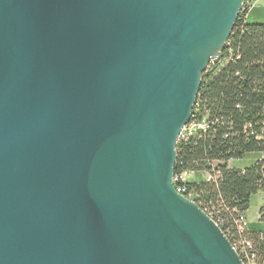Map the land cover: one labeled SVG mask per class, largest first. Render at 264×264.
I'll use <instances>...</instances> for the list:
<instances>
[{"label": "water", "instance_id": "1", "mask_svg": "<svg viewBox=\"0 0 264 264\" xmlns=\"http://www.w3.org/2000/svg\"><path fill=\"white\" fill-rule=\"evenodd\" d=\"M242 2L0 0V264H244L174 182Z\"/></svg>", "mask_w": 264, "mask_h": 264}, {"label": "trees", "instance_id": "2", "mask_svg": "<svg viewBox=\"0 0 264 264\" xmlns=\"http://www.w3.org/2000/svg\"><path fill=\"white\" fill-rule=\"evenodd\" d=\"M248 14H239L220 58L202 73L191 118L176 144L174 167L175 175H196L176 180L175 187L183 186L185 196L191 194L231 243L238 213L247 211L251 195L264 191V23H248ZM200 122L204 130L189 129ZM252 153L258 159L249 166L227 164ZM214 170L219 171L215 180L202 177ZM259 220L264 222V204ZM243 236L263 264L264 230L248 228Z\"/></svg>", "mask_w": 264, "mask_h": 264}, {"label": "built area", "instance_id": "3", "mask_svg": "<svg viewBox=\"0 0 264 264\" xmlns=\"http://www.w3.org/2000/svg\"><path fill=\"white\" fill-rule=\"evenodd\" d=\"M251 7H252V0H243L240 13L245 12L246 14H248L251 10ZM196 125H205L206 126L205 122H200V123L191 124L190 127L196 126ZM185 129H186V127L184 128V130ZM181 137H183V133H182ZM257 159H258V154H257V157L254 159V161H256ZM189 174H190V172H182L179 175H175L174 176V182L176 180L177 181L180 180V181L184 182L186 180V178L189 176ZM218 174H219L218 170H214L213 172H211V175L214 176V180L216 179ZM175 188L179 193L184 194L185 189L183 186H179V187H175ZM186 197L192 199L191 194L189 196H186ZM234 222H235V226H236L237 236L236 237L232 236L233 247L238 252L240 257H241V254H248V261H243L244 264H258L257 259H256V255L252 251L251 241L248 240L245 236H243L245 231L248 230L246 214L245 213H238L237 218L235 219Z\"/></svg>", "mask_w": 264, "mask_h": 264}, {"label": "rangeland", "instance_id": "4", "mask_svg": "<svg viewBox=\"0 0 264 264\" xmlns=\"http://www.w3.org/2000/svg\"><path fill=\"white\" fill-rule=\"evenodd\" d=\"M248 23H264V0H252V7L247 18ZM253 161V156L247 154L240 159H233L231 163L234 167H243ZM211 174L204 173L202 177L210 179ZM193 175H190L186 180H191ZM264 204V191H258L251 195L249 200V208L247 209V220L252 228H260L264 230V222L259 220V208Z\"/></svg>", "mask_w": 264, "mask_h": 264}, {"label": "crops", "instance_id": "5", "mask_svg": "<svg viewBox=\"0 0 264 264\" xmlns=\"http://www.w3.org/2000/svg\"><path fill=\"white\" fill-rule=\"evenodd\" d=\"M250 155L253 156V161H254V159L257 157V154H254V153H252V154H250ZM253 161L250 162V164L244 165L243 167H237V168H244V167H246V166H249V165H251V164L253 163ZM227 164H228L229 167H234V166L232 165V163H231V160H228ZM190 175H193L192 179L197 178L196 175H195L194 173H190L189 176H190ZM205 178H206V177H205ZM245 214H246V218H247V211L245 212ZM247 225H248V228H249L250 230H261L260 228H257V229H256V228H252V227L250 226V223L248 222V220H247ZM263 264H264V262H263Z\"/></svg>", "mask_w": 264, "mask_h": 264}, {"label": "bare ground", "instance_id": "6", "mask_svg": "<svg viewBox=\"0 0 264 264\" xmlns=\"http://www.w3.org/2000/svg\"><path fill=\"white\" fill-rule=\"evenodd\" d=\"M220 56H221V54L217 57V58H215L214 60H212V61H210V63H212V62H215V61H217L219 58H220ZM201 128L202 130H204L205 128H206V126L205 125H196V126H191V127H189V129L191 130H193V131H195V129L196 128ZM192 132V131H191ZM210 178H211V176H210ZM241 256H242V260L243 261H248V254H241Z\"/></svg>", "mask_w": 264, "mask_h": 264}]
</instances>
